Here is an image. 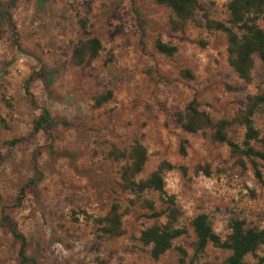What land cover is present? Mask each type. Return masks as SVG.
<instances>
[{
	"label": "rangeland",
	"instance_id": "1",
	"mask_svg": "<svg viewBox=\"0 0 264 264\" xmlns=\"http://www.w3.org/2000/svg\"><path fill=\"white\" fill-rule=\"evenodd\" d=\"M197 1L195 17L182 23L155 0H0V117L7 124L0 123V264H19L11 226L27 239L29 264H227L231 252L212 245L195 256L197 215L207 214L223 239L232 220L264 229V161L245 158L242 166L227 144L211 140L213 129L192 134L176 122L193 100L217 122L233 119L248 96L264 93L261 59L255 56L253 82L245 83L228 62L226 35L206 26L228 21L230 0ZM81 17L103 48L96 60L76 66L71 54ZM159 40L177 51L160 53ZM44 109L51 121L36 131ZM255 124L264 136V113ZM244 133L238 124L228 129L240 145ZM135 142L148 152L139 178L163 161L175 166L165 172V191L180 210L178 225L188 230L158 260L140 236L167 220L132 203L137 197L120 188L125 161L109 155ZM205 165L209 175L198 170ZM142 199L168 210L158 192ZM114 204L126 212L125 233L100 238L92 218ZM258 254L264 258V246Z\"/></svg>",
	"mask_w": 264,
	"mask_h": 264
},
{
	"label": "trees",
	"instance_id": "2",
	"mask_svg": "<svg viewBox=\"0 0 264 264\" xmlns=\"http://www.w3.org/2000/svg\"><path fill=\"white\" fill-rule=\"evenodd\" d=\"M159 5L170 8L177 21L186 23L192 20L198 10L197 0H155ZM229 19L227 22L207 21L209 30L223 32L228 42V62L238 77L245 83L253 82V70L255 68V56H258L264 64V0H230L228 4ZM3 14L0 10V24ZM81 37L74 43L71 60L76 66H83L96 60L102 51V42L99 38L93 37L88 28V19L81 17L78 20ZM156 48L160 53L168 56L173 55L177 48L158 41ZM109 92L106 96L96 98V106H102L111 98ZM259 112L264 113V93L250 95L247 97L246 105L239 110L231 120L222 119L214 122L210 115L200 110L199 104L193 100L185 111L175 114L176 122L187 133L196 134L208 128L213 129L211 140L214 143L227 144L238 162L245 166V158L260 159L264 161V151L258 150L253 143H259L264 148V136L256 127L255 116ZM51 121L50 113L44 109L36 121V131L44 124ZM0 123L7 127L5 120L0 117ZM238 124L245 129L242 145L233 142L229 138L228 129ZM186 143V142H184ZM181 153L186 154V146H181ZM114 160L125 163L121 170L120 188L123 192L135 195L136 200L132 203L141 202L142 205L151 211V218H166L165 224H154L141 233L140 240L145 246L151 247V255L155 260L160 259L165 253L173 249L175 241L185 236L188 230L178 225L180 210L177 207L175 198L168 196L165 187V172L175 168L169 162L163 161L147 179L139 178L148 161L147 149L140 143L135 142L129 150L114 149L110 152ZM199 171L209 175L208 165L199 166ZM256 174L261 178L259 170ZM146 191L158 192L168 200L167 212H158L155 209L154 201L142 199ZM2 196L0 195V201ZM126 215L119 204L112 205L109 213L103 217L92 218L97 226L100 238H116L124 235L123 219ZM9 221L8 216H3ZM195 234L193 245L196 257L202 256L208 246L228 250L231 252L227 264H248L245 259L251 257L257 260L258 264L264 263V258L258 252L264 246V229L246 228L243 221L232 220L229 224L230 233L223 239L213 228L212 221L207 214L197 215L191 222ZM13 239L19 244V264H29L27 256V239L23 233L11 226ZM179 251L186 255L183 248Z\"/></svg>",
	"mask_w": 264,
	"mask_h": 264
}]
</instances>
